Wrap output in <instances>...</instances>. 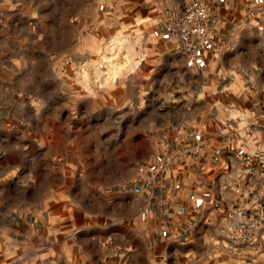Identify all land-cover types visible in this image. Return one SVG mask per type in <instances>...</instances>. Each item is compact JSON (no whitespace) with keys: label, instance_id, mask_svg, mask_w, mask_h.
Segmentation results:
<instances>
[{"label":"crops","instance_id":"0c3cea01","mask_svg":"<svg viewBox=\"0 0 264 264\" xmlns=\"http://www.w3.org/2000/svg\"><path fill=\"white\" fill-rule=\"evenodd\" d=\"M38 1L0 0V264H264V229L255 248L224 240L230 188L218 196L241 165L226 133L264 135V0H206L211 39L196 64L167 37L191 0H83L99 42L79 50L75 0H61V14ZM105 38L135 41L131 93L154 150L113 204L75 186V159L60 157L58 124L42 108L60 83L74 98L75 67L91 68Z\"/></svg>","mask_w":264,"mask_h":264},{"label":"rangeland","instance_id":"374dc122","mask_svg":"<svg viewBox=\"0 0 264 264\" xmlns=\"http://www.w3.org/2000/svg\"><path fill=\"white\" fill-rule=\"evenodd\" d=\"M35 5L43 11L58 9L61 14L67 4L40 0ZM82 8L83 0H75L72 12H68L75 16L76 50L89 37L99 42L96 21L84 19ZM88 21L89 30L85 27ZM49 40V35H43L44 42ZM134 42L127 38L103 39L100 58L93 66L86 69L78 65L74 69V98L67 97L66 83H60L57 98L42 100L43 110L58 124L60 157L67 153L73 156L75 186L90 190L92 202L100 197L98 192L106 194L111 204L116 193L130 192L138 178L137 169L144 168L154 154L145 128V105L140 101L142 112L138 111L131 93L137 85L132 81L138 61L133 56ZM59 73L65 78L64 68Z\"/></svg>","mask_w":264,"mask_h":264},{"label":"built area","instance_id":"2783aa9c","mask_svg":"<svg viewBox=\"0 0 264 264\" xmlns=\"http://www.w3.org/2000/svg\"><path fill=\"white\" fill-rule=\"evenodd\" d=\"M210 8L206 0H191L181 4L177 15L169 22L167 37L181 43L187 60L198 63L202 52L210 44L206 26ZM232 140L233 149L240 154L241 165L228 176V183L218 186L221 199L230 188L232 204L224 203L229 222L222 230L224 240L231 246L255 248L259 244V233L264 229V135L248 127L226 133ZM192 138V134L186 135ZM191 158L199 155V147L188 150ZM159 169L162 164L157 166ZM143 168L137 169V175Z\"/></svg>","mask_w":264,"mask_h":264}]
</instances>
